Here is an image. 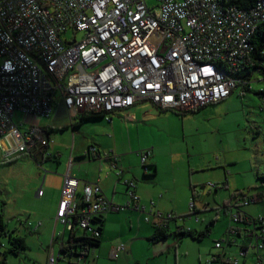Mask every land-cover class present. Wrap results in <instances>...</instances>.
Returning a JSON list of instances; mask_svg holds the SVG:
<instances>
[{"label": "built area", "instance_id": "obj_1", "mask_svg": "<svg viewBox=\"0 0 264 264\" xmlns=\"http://www.w3.org/2000/svg\"><path fill=\"white\" fill-rule=\"evenodd\" d=\"M261 22L264 0L243 7L231 0H155L153 5L146 0H0L3 157L39 154L52 142L36 126L21 128L14 116L20 112L48 117L55 94L68 112H92L106 120L140 101H149L161 110L188 111L224 99L241 83L235 73L246 63L252 50L250 39ZM67 28L81 36L73 33L68 40L62 38ZM90 150L95 152L94 146ZM148 151H136L144 172L148 170ZM104 155L120 175L117 155ZM123 183L136 200L134 181L124 179ZM77 185L68 170L56 218L65 228L75 226L98 237L95 220L124 206L107 199L96 182L83 183L75 200ZM36 194L42 195V188ZM153 204L151 200L144 219L153 217V224L168 227L173 214L153 210ZM232 206L228 205L232 220L252 222L249 215ZM188 207L193 210L194 200ZM257 226L249 229L248 237L255 235L256 263L264 264V236L258 240ZM182 229L178 226L176 230ZM215 246L220 247L219 242ZM241 249L238 254H245ZM123 250V244H118L110 255L116 258ZM84 253L79 251L78 258ZM56 262L51 251L47 264ZM225 262L236 264L237 257H226Z\"/></svg>", "mask_w": 264, "mask_h": 264}, {"label": "rangeland", "instance_id": "obj_2", "mask_svg": "<svg viewBox=\"0 0 264 264\" xmlns=\"http://www.w3.org/2000/svg\"><path fill=\"white\" fill-rule=\"evenodd\" d=\"M146 1L149 5L155 3V0ZM73 33L77 38L81 36V32L67 28L61 37L68 40ZM249 84L248 90L237 85L224 99L185 112L161 110L152 107L149 101H140L135 105L138 108L136 112H156L169 116L166 119L141 121V125L136 127L131 117L123 113L127 109L118 111L121 113L113 117L112 123H107L103 117H95L82 120L78 125L75 123L80 119L79 113L73 117L70 126L67 114L60 116L61 112L66 111L60 96L55 94L52 112H58L59 116L53 118V124L61 126L51 131L53 141L50 145L61 153L60 164L67 163L70 146L74 145L77 153L84 149L86 143L96 142L104 150L123 154L122 158H127L131 164L136 161V165L132 166H136L134 169L139 187L142 182L160 186L157 193L163 195L164 208L175 213L174 218L169 220L173 226L176 222H184L186 228L199 232L213 221L209 225V232L201 239L171 234L161 239L165 244L161 254L152 255L157 247L144 235L152 230L151 224L143 221L137 224L138 213L131 214L129 209L110 213L114 221L112 228L119 227V233L125 239L126 252H132H129L127 259L120 257L112 260L92 251L87 257L88 261L94 259L95 264H208L206 260L212 255H222L239 258L238 264H257L255 249L252 248L255 235L248 237V233L249 229L260 223L234 221L228 213L231 203L239 205L247 215L261 218L262 231H255L258 240L264 236V200L242 203L243 198L255 197L256 185L262 181L264 185V180L257 178L264 175V97L259 93L264 89V79L255 73ZM17 115L24 121L23 114L18 112ZM51 119L36 116L34 124H49L52 123ZM147 148L152 151L148 158L157 165L156 185L152 183V177L148 176L151 178L148 181L137 172L141 164L137 162L134 151ZM78 159L77 156L73 157V167H76ZM57 166L59 163L55 159L38 165L26 154H16L4 160L0 146V217L7 228L16 229L25 238L27 245L14 254L6 250L8 241L4 235H0V264L5 261V264L46 262L45 239L47 229L53 225L57 203V196L51 188L58 182V176L51 169ZM90 169L88 165L80 168L81 171ZM130 172L125 170L124 174L129 175ZM43 175L44 194L36 197L35 192ZM239 191L242 194H237ZM78 193L75 200L79 199L81 193ZM192 193L196 213L189 215L188 202L192 199ZM36 219L42 221L39 232L23 226L24 221L34 222ZM235 227L240 229V235L230 232ZM216 242L220 247L215 246ZM241 247L246 249L245 255L238 254ZM75 260L67 253H61L57 264H68V261L75 263Z\"/></svg>", "mask_w": 264, "mask_h": 264}, {"label": "crops", "instance_id": "obj_3", "mask_svg": "<svg viewBox=\"0 0 264 264\" xmlns=\"http://www.w3.org/2000/svg\"><path fill=\"white\" fill-rule=\"evenodd\" d=\"M138 104V103H136ZM135 104V105H136ZM134 106L127 108L125 115H127L128 117H131V121L134 122V127H136L137 125H141L139 124L141 121L146 122L148 120L152 121V120H158V119H166L168 118L169 114H157L156 112H136L138 110V108H136ZM64 107V106H63ZM135 107V108H134ZM152 107H154L152 105ZM66 112H61L60 116H63L64 114H67V119L68 122L70 124V126H72L73 124V117L77 116V114L79 113H75L72 114L70 112H68L66 110V108L64 107ZM18 113V112H17ZM17 113H15V119L17 121L20 120L21 122V128H25V127H29L30 125L36 126L38 128H40L43 131V135L45 137H48L50 140H52L50 138V133L51 131H53V129L56 128H60V124H53V118L57 115V117L59 116L58 112H52L48 117H52L51 121L52 123L49 124H45V125H36L34 124V119L36 118V116H30V115H24V121L21 120L19 118V116L17 115ZM121 112H115L113 114L110 115V120H106L107 123H112L113 121V117H117L120 115ZM81 114V113H80ZM82 120H78L77 123L75 124H81ZM53 141V140H52ZM52 143V142H51ZM49 143L47 146L41 148L43 152V155H41V152L38 155V161H35L38 165L41 162H44L48 159H55L57 161V163H59V166H57L56 168L51 169V167H49V169L53 170V172H56L57 176H58V182L56 184H53L52 186V190L54 191L55 195L57 196V202L59 199V195H60V189H61V185H62V181H63V177L65 175V173L69 170V173L75 177L78 181V185H77V189L76 192L78 191L80 194L81 190H82V185L83 183L86 182H96L98 183V185L101 188V192L102 194L109 199L111 202L115 203V204H119V205H123L124 208L117 210V211H109L103 214V226L102 229L100 231V236H99V243L95 246L89 247L88 250L85 251V255L82 254V257L79 259V263L80 264H95L94 263V259L89 260L87 259V257L89 256V253L94 251L96 254L98 253L99 256H104L105 258H110L112 260H118L120 257L121 259H127L129 252H132L131 250L127 251V248L125 246V239L121 236V234L119 233V227H114L112 228V224L114 223L113 221V215L110 213H117L120 211H123L125 209H129L131 212V214L134 213H138L137 216V224L138 222L140 223L141 221H143V223H150L152 226V230L149 232H146L144 235L148 236L147 238L150 239L152 233H153V223L156 222L155 218L150 217L149 221H146L144 219V216L146 215L145 213L147 211H150V201L152 200L154 202L153 204V210H158L160 212H171L173 215L175 214L174 211L164 208L165 204H163V195L161 193H157L158 188H160V186H151V184L149 185L148 182H142V184H140L141 186L139 187L138 185V176L137 173L135 172L136 170L134 169V167L136 166H132V165H136V161L135 164H131L130 161H128L127 158H122L121 154H116L113 152V150H104L102 148H100L98 145V143H86L84 146V149L82 151H78L77 153H75V149H74V145L70 146L69 149V154H68V160L67 163L64 165L63 163L60 164V159H61V153L53 146H51ZM1 146V145H0ZM90 146H94L95 148V152H92L90 150ZM143 150H149L148 151V155L146 157V162L145 164H147V166H153L154 169V176H152V183H155V185L157 184V178H156V174H157V165L156 163H154L155 161L152 160L151 158H148L149 155H151L152 151L151 148H147V149H143ZM136 151H134L135 154V158L137 160V162H139V156L136 154ZM3 149L1 146V158L6 160V158L3 157ZM88 152V153H87ZM104 152H109V153H113L117 155V160H116V166L117 168H121L122 169V173L120 175L116 174L115 169H112L110 167V160L107 156L104 155ZM127 154V152H124ZM19 154H26L27 153H19ZM77 156L78 162L76 164V167H73V157ZM11 158V157H10ZM8 158V159H10ZM32 159V158H31ZM140 163V162H139ZM63 164V165H62ZM83 165H88L89 168H91L90 170L86 171L83 170L81 171L80 168ZM141 166V165H140ZM131 171L130 174L128 175V173L124 174V171ZM152 171V169H151ZM151 171L148 169L147 171L144 172L143 169L140 168V170L137 169V172L139 174H141L142 177H146L143 175V173H147V174H151ZM81 172H83V174H81ZM131 175V176H130ZM148 178V177H146ZM124 179H131L134 181V187H133V192L137 195V199L136 200H132V198L127 194L126 192V185L123 183ZM151 178H148V181H150ZM45 182V176L43 175V177L40 180V183L36 189V192L38 190V188H42V195L44 194V190H43V183ZM123 185L125 186V188L123 187ZM154 185V184H152ZM125 189V192H124ZM35 192L36 197H41L42 195L38 196ZM145 199H148L147 201L149 202V204L144 203ZM165 202V200H164ZM235 207H237L238 209H240L242 211L241 208H239V205L236 204H231ZM232 206V207H233ZM56 208H57V203H56V207H55V212H54V216H53V225L51 227V229L49 228L48 234H47V238L45 239V247H46V262L45 260H42L43 263L41 264H47V257L48 254L52 251L53 254L56 256L57 260L59 259V256L61 254L60 249L62 247V245L66 246L70 241V231L68 228H65L63 226V224L56 218ZM234 208V207H233ZM245 213V211H242ZM29 214V213H28ZM246 214V213H245ZM142 217V219H141ZM0 223L3 224L4 229L6 230H10L13 231L14 233H16L19 236L20 233L16 230V229H9L7 228V226L2 222V218L0 217ZM46 224V222H44ZM175 223V221H174ZM168 224V230L169 232L176 230L178 226L182 227V228H186L184 225V222H182L181 224H179L178 222L175 223V225L173 226L170 221L167 223ZM29 227V229L31 231H36L39 232L41 225H42V221L40 219H36L34 222H30V221H24L23 222V226ZM73 235L74 237H78L84 234L83 230H81L78 227L73 228ZM191 229V228H190ZM78 230L80 231L78 233ZM247 230V229H245ZM44 231H46V229H44ZM138 233V231H137ZM235 234V231L233 232ZM171 235V234H170ZM174 236V235H173ZM23 237V236H22ZM176 237V236H175ZM24 238V237H23ZM137 238V237H135ZM25 241V238H24ZM230 242V241H228ZM26 243V242H25ZM157 247V250H153V252L151 253L152 255H156V254H161V252L164 250V243L160 240L153 242ZM116 244H123L124 246V250L118 253V256L116 258H113L110 254H111V250L112 247L115 246ZM130 246V245H129ZM2 247V243L0 242V248ZM96 248V249H95ZM242 248V247H241ZM92 249V250H91ZM95 249V250H93ZM241 250L244 251V253L246 254V249L242 248ZM93 252V253H94ZM176 254V253H175ZM223 254H225V251L223 252ZM243 254V255H245ZM220 256L222 255H212L210 257V259L208 258V260H206V263L210 264V263H214V262H219L220 260ZM226 258V257H225ZM229 258H233V257H229ZM236 258V257H234ZM4 260L5 257H3ZM82 261L85 263H82ZM199 261H201L200 257H199ZM239 258H237V263L238 264ZM6 262V261H5ZM220 263V262H219ZM57 264V262H56Z\"/></svg>", "mask_w": 264, "mask_h": 264}, {"label": "trees", "instance_id": "obj_4", "mask_svg": "<svg viewBox=\"0 0 264 264\" xmlns=\"http://www.w3.org/2000/svg\"><path fill=\"white\" fill-rule=\"evenodd\" d=\"M253 0H231V2L233 4H235L237 7H243V6H247L249 4H251ZM251 44H252V50L250 52V54L247 57V61L246 63L243 64L242 69L237 71L235 73V76L238 77L241 81V83L237 84L239 86H241L243 89L248 90L250 87V79L251 77L257 73L259 74L263 79H264V22L259 23L253 34L252 37L250 39ZM261 97H264V89L259 91ZM185 112V111H183ZM95 117H103L101 114H96V113H92V112H82L80 114V120H85V119H90V118H95ZM30 158H32L35 161H38V155L36 153H30L27 154ZM148 169L151 171V174H147V173H143L144 176L148 177H152L154 176V169L153 166H147ZM257 178L264 180V175L262 176H257ZM263 182V181H262ZM260 182L259 185H256L255 188L257 190L255 197H248V199H244L243 200H247V202L250 201H258V200H264V185L263 183ZM191 190L193 191V187H191ZM242 192L239 191L237 194H239ZM236 195V194H234ZM194 200V195L192 193V199ZM189 203V202H188ZM196 213L195 211V206L193 207V210H191V212L189 213ZM251 221L252 223L256 224V223H262L261 218H257V217H251ZM98 223V229L99 231H101L102 226H103V216L100 217V219H96L95 220ZM242 222H250V221H245V220H240ZM239 222V221H238ZM213 223V221H210L209 224H207L205 226V229H203L202 231L196 232L193 231L190 228H184L182 230H173L171 232H169L168 227L167 226H159L156 224H153V233L150 237V240L153 242H156L160 239L166 238L167 236H169L170 234L177 236V235H188L191 238H195V239H201L204 235H206L209 230L210 227L209 225ZM4 225L0 223V235H4L8 241V247H7V251L12 252L14 254H17L20 250L24 249L27 247L24 238L22 236L17 235L16 233H14L13 231L10 230H6L3 227ZM258 229H262V224L257 226ZM235 230V234L240 235V229L238 227L234 228ZM73 228H70V242L64 246L62 245L60 252L61 253H67L72 257H75V263H71L70 261H68V264H80L79 263V259L78 258V253L81 250H88L89 247L95 246L99 243V236L95 237V236H89L87 234H83L81 236L78 237H74L73 235ZM85 255V254H84ZM224 255V254H223ZM220 259L218 264H227L225 262V257L220 256ZM1 264H5V262H2Z\"/></svg>", "mask_w": 264, "mask_h": 264}]
</instances>
